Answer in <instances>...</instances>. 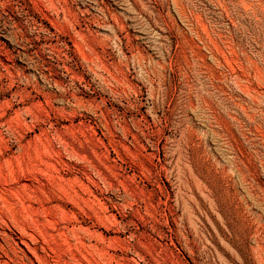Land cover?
Returning <instances> with one entry per match:
<instances>
[{
  "label": "rangeland",
  "instance_id": "rangeland-1",
  "mask_svg": "<svg viewBox=\"0 0 264 264\" xmlns=\"http://www.w3.org/2000/svg\"><path fill=\"white\" fill-rule=\"evenodd\" d=\"M0 246L264 264V0H0Z\"/></svg>",
  "mask_w": 264,
  "mask_h": 264
},
{
  "label": "bare ground",
  "instance_id": "bare-ground-1",
  "mask_svg": "<svg viewBox=\"0 0 264 264\" xmlns=\"http://www.w3.org/2000/svg\"><path fill=\"white\" fill-rule=\"evenodd\" d=\"M2 251H4V247L2 248L1 246H0V257H2V256H5L8 260H10V261H14V259H19L21 262L22 261H24V259H23V257L24 256H22V255H24V254H22L21 256L22 257H19V256H15V255H13V253H12V256L11 255H9L6 251L5 252H2ZM19 257V258H18ZM25 258V257H24ZM28 258V257H27ZM29 262H31V260H29Z\"/></svg>",
  "mask_w": 264,
  "mask_h": 264
}]
</instances>
